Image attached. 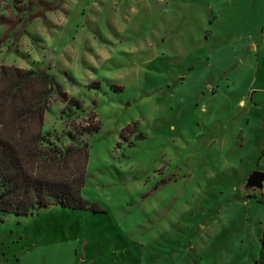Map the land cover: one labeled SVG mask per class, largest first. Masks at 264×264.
I'll return each mask as SVG.
<instances>
[{"label": "rangeland", "instance_id": "1", "mask_svg": "<svg viewBox=\"0 0 264 264\" xmlns=\"http://www.w3.org/2000/svg\"><path fill=\"white\" fill-rule=\"evenodd\" d=\"M42 1L58 8L25 12L0 65L46 69L80 103L53 94L42 132L88 143L96 211L0 213V264H256L264 184H245L264 171V0Z\"/></svg>", "mask_w": 264, "mask_h": 264}, {"label": "trees", "instance_id": "2", "mask_svg": "<svg viewBox=\"0 0 264 264\" xmlns=\"http://www.w3.org/2000/svg\"><path fill=\"white\" fill-rule=\"evenodd\" d=\"M0 2L8 10L7 14L0 13V26H4L0 42L13 32V39H19L25 29V12L33 19L58 8L48 7L42 0L20 6L16 0ZM34 5L37 11L29 12ZM55 93L73 111L81 110L78 100L58 89L54 76L46 69L0 65V213L28 216L51 206L96 211L95 205L81 195L88 143L62 148L42 132L44 115ZM97 128L91 126L81 134ZM256 264H264V233Z\"/></svg>", "mask_w": 264, "mask_h": 264}, {"label": "water", "instance_id": "3", "mask_svg": "<svg viewBox=\"0 0 264 264\" xmlns=\"http://www.w3.org/2000/svg\"><path fill=\"white\" fill-rule=\"evenodd\" d=\"M264 184V171L255 170L246 180V187L252 189H261Z\"/></svg>", "mask_w": 264, "mask_h": 264}]
</instances>
